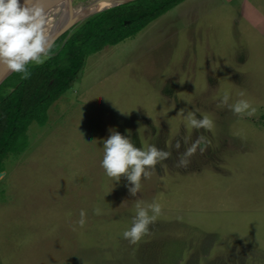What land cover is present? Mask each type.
<instances>
[{"label":"rangeland","instance_id":"1","mask_svg":"<svg viewBox=\"0 0 264 264\" xmlns=\"http://www.w3.org/2000/svg\"><path fill=\"white\" fill-rule=\"evenodd\" d=\"M224 91L255 114L221 105ZM197 108L209 131L184 126ZM112 130L170 152L135 196L100 166ZM200 135L210 146L177 167ZM28 141L0 173V264H264V0H185L89 55ZM154 200L159 216L130 244L137 201Z\"/></svg>","mask_w":264,"mask_h":264},{"label":"trees","instance_id":"2","mask_svg":"<svg viewBox=\"0 0 264 264\" xmlns=\"http://www.w3.org/2000/svg\"><path fill=\"white\" fill-rule=\"evenodd\" d=\"M183 1L135 0L90 16L60 36L43 63L29 62L27 76L14 72L0 86V173L10 155L28 148L30 126L46 125L49 109L73 87L89 55L135 37ZM7 85L11 91L3 94Z\"/></svg>","mask_w":264,"mask_h":264},{"label":"clouds","instance_id":"3","mask_svg":"<svg viewBox=\"0 0 264 264\" xmlns=\"http://www.w3.org/2000/svg\"><path fill=\"white\" fill-rule=\"evenodd\" d=\"M51 25V17L43 5L36 0H0V63L7 65L12 71L27 76L29 62L41 64L48 58L52 38ZM240 95L243 96V93ZM229 99V92L224 91L220 97V104L227 105L236 114L246 116L255 114L256 108L248 100L238 99L234 103H229ZM197 112H200L198 108L184 115V126L209 131L212 121L201 112V118H197ZM210 144L211 141L205 135H200L191 146L187 147L176 166L186 167L190 162L189 158L198 149L200 153H204ZM176 147H180L179 142ZM169 156V151L160 150L150 143L147 146L142 143V147H135L130 135H122L112 130L103 140L100 166L105 175L114 178L115 181H119L123 174L130 185L129 193L135 196L141 190L142 179H149L156 171L154 166ZM135 208L131 226L122 232V237L130 244H136L149 234V226L156 221L161 212L160 204L155 200L143 206L137 201ZM101 211L99 207L93 209L96 215L101 214ZM85 217L86 212L81 209L79 219L75 223L83 227L86 222Z\"/></svg>","mask_w":264,"mask_h":264},{"label":"bare ground","instance_id":"4","mask_svg":"<svg viewBox=\"0 0 264 264\" xmlns=\"http://www.w3.org/2000/svg\"><path fill=\"white\" fill-rule=\"evenodd\" d=\"M128 0H43V5L52 20L51 40L52 42L65 30L76 22L113 8ZM85 7V8H84ZM12 70L7 65L0 63V82L8 76Z\"/></svg>","mask_w":264,"mask_h":264},{"label":"water","instance_id":"5","mask_svg":"<svg viewBox=\"0 0 264 264\" xmlns=\"http://www.w3.org/2000/svg\"><path fill=\"white\" fill-rule=\"evenodd\" d=\"M41 1H43V0H36V2H38V3H40ZM133 1H135V0H128V1H125V2H123V3H121V4H119V5H117V6H115V7H118V6H121V5H124V4H127V3H130V2H133ZM85 8V7H84ZM114 8V7H113ZM100 13V12H99ZM98 14V13H97ZM93 15H95V14H93ZM93 15H91V16H93ZM90 17V16H89ZM89 17H87V18H89ZM87 18H85L84 20H81V21H78V22H76L74 25H72L71 27H69L67 30H65L64 32H62L53 42H52V44L49 46V49H50V47L55 43V41L60 37V36H62L64 33H66L67 31H69L70 29H72L73 27H75V26H77V25H79L80 23H82L83 21H85ZM48 49V50H49ZM15 71H12L8 76H6L1 82H0V86L14 73Z\"/></svg>","mask_w":264,"mask_h":264},{"label":"crops","instance_id":"6","mask_svg":"<svg viewBox=\"0 0 264 264\" xmlns=\"http://www.w3.org/2000/svg\"><path fill=\"white\" fill-rule=\"evenodd\" d=\"M144 29H145V28H144ZM144 29H143V30H144ZM143 30H142V31H143ZM142 31H140L139 33H141ZM139 33H138V34H139ZM138 34H137V35H138ZM137 35H136V36H137ZM136 36H135V37H136Z\"/></svg>","mask_w":264,"mask_h":264}]
</instances>
